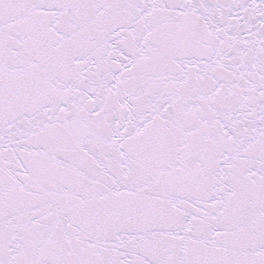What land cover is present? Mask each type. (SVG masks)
Returning <instances> with one entry per match:
<instances>
[{"label": "snow or ice", "instance_id": "1", "mask_svg": "<svg viewBox=\"0 0 264 264\" xmlns=\"http://www.w3.org/2000/svg\"><path fill=\"white\" fill-rule=\"evenodd\" d=\"M0 264H264V0H0Z\"/></svg>", "mask_w": 264, "mask_h": 264}]
</instances>
